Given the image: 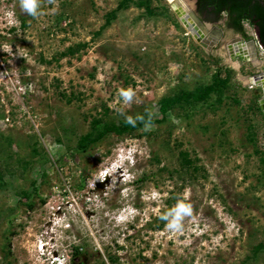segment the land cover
<instances>
[{
  "label": "rangeland",
  "instance_id": "374dc122",
  "mask_svg": "<svg viewBox=\"0 0 264 264\" xmlns=\"http://www.w3.org/2000/svg\"><path fill=\"white\" fill-rule=\"evenodd\" d=\"M178 6L58 0L33 19L0 0V264H264V94L243 81L264 53L230 56L255 29L224 20L201 46ZM216 75L223 90L160 114ZM118 109L150 111L152 130L99 136ZM178 198L193 216L171 233L159 217Z\"/></svg>",
  "mask_w": 264,
  "mask_h": 264
},
{
  "label": "trees",
  "instance_id": "16d2710c",
  "mask_svg": "<svg viewBox=\"0 0 264 264\" xmlns=\"http://www.w3.org/2000/svg\"><path fill=\"white\" fill-rule=\"evenodd\" d=\"M196 8L202 21L216 24L225 18L224 24L227 28L245 37L244 23H247L258 33L259 42L264 47V0H196ZM225 87H227V80L221 81L216 75L213 85L162 99L159 103V112L164 116L170 108L177 104L205 100L210 92H218ZM145 118L147 119V116ZM139 126L142 125L138 124L137 127ZM135 128L123 122L119 126L106 128L99 136L107 132L122 133ZM86 140L89 138L87 137Z\"/></svg>",
  "mask_w": 264,
  "mask_h": 264
},
{
  "label": "clouds",
  "instance_id": "9594fccd",
  "mask_svg": "<svg viewBox=\"0 0 264 264\" xmlns=\"http://www.w3.org/2000/svg\"><path fill=\"white\" fill-rule=\"evenodd\" d=\"M21 12L27 14L33 19L42 15L41 8L47 3L58 7V0H18ZM118 95L122 99L124 105H130L136 96L135 91L131 88H121ZM119 115H125L122 109L117 110ZM153 113L147 112V119L144 115L137 114L135 117L125 115V124L133 128L138 124L142 125L143 132H150L153 128ZM193 216V208L190 203L178 198L176 204L163 213L159 219L164 222L166 229L171 233H179L183 231L185 218Z\"/></svg>",
  "mask_w": 264,
  "mask_h": 264
},
{
  "label": "water",
  "instance_id": "95a60500",
  "mask_svg": "<svg viewBox=\"0 0 264 264\" xmlns=\"http://www.w3.org/2000/svg\"><path fill=\"white\" fill-rule=\"evenodd\" d=\"M174 12L180 23H184L186 25L184 27L187 32L193 36V38L203 47H213L224 36V31L221 28H219L217 25H210L202 21L198 15L191 10L186 13L180 7H178ZM258 44L264 50V47L259 42L258 33L255 32V37H252L244 42H242L239 37L233 38L227 48L230 56H239L245 61H252L256 59L258 54ZM246 46H250L252 49L251 58L248 56L249 53H247ZM252 78L254 80L255 86L257 85L260 87L264 94V72H259L253 75ZM261 103V107L264 112V95L261 99Z\"/></svg>",
  "mask_w": 264,
  "mask_h": 264
},
{
  "label": "bare ground",
  "instance_id": "6f19581e",
  "mask_svg": "<svg viewBox=\"0 0 264 264\" xmlns=\"http://www.w3.org/2000/svg\"><path fill=\"white\" fill-rule=\"evenodd\" d=\"M167 2H169V3H173V2H178V4L180 5V6H178V7H180L184 12H188L189 10H190V7L186 4V2L184 1V0H167ZM178 7H176V8H178ZM175 8V9H176ZM184 24V23H183ZM184 26H186L185 24H184ZM249 49H250V51H249ZM246 50H247V53H249L248 54V56H251V54H252V49H251V47L250 46H246ZM233 52V51H232ZM233 66L235 67V68H238V64L237 63H234L233 64ZM243 81H244V83H251V84H254V80H253V78H250V79H243ZM264 82V81H263ZM263 82H261V83H263ZM255 85V84H254ZM257 86V85H256Z\"/></svg>",
  "mask_w": 264,
  "mask_h": 264
},
{
  "label": "built area",
  "instance_id": "2783aa9c",
  "mask_svg": "<svg viewBox=\"0 0 264 264\" xmlns=\"http://www.w3.org/2000/svg\"><path fill=\"white\" fill-rule=\"evenodd\" d=\"M248 25V24H247ZM249 27V26H248ZM249 30H251V29H249ZM252 36L253 37H255V34L252 32ZM258 48H259V50H260V52L262 53H264V50L262 49V47L258 44Z\"/></svg>",
  "mask_w": 264,
  "mask_h": 264
},
{
  "label": "flooded vegetation",
  "instance_id": "af4514ba",
  "mask_svg": "<svg viewBox=\"0 0 264 264\" xmlns=\"http://www.w3.org/2000/svg\"><path fill=\"white\" fill-rule=\"evenodd\" d=\"M222 20H224V23H225V18L224 19H222ZM212 24V23H211ZM212 25H217L218 27H220V22H218V23H216V24H212ZM256 32V31H255ZM238 34H241V33H238ZM253 77V76H252Z\"/></svg>",
  "mask_w": 264,
  "mask_h": 264
},
{
  "label": "crops",
  "instance_id": "0c3cea01",
  "mask_svg": "<svg viewBox=\"0 0 264 264\" xmlns=\"http://www.w3.org/2000/svg\"><path fill=\"white\" fill-rule=\"evenodd\" d=\"M249 51H250V49H249ZM250 58H251V56H249Z\"/></svg>",
  "mask_w": 264,
  "mask_h": 264
}]
</instances>
